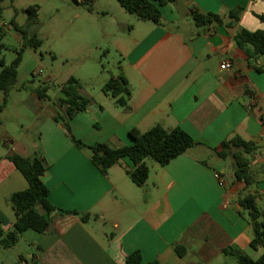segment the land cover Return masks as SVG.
<instances>
[{
    "label": "crops",
    "instance_id": "crops-1",
    "mask_svg": "<svg viewBox=\"0 0 264 264\" xmlns=\"http://www.w3.org/2000/svg\"><path fill=\"white\" fill-rule=\"evenodd\" d=\"M74 2V33L90 45L81 52L89 54L94 48L112 56L119 70L96 89L77 78L78 92L91 103L70 120L74 135L86 144L118 147L132 143L131 129L146 131L160 124L183 128L197 144L167 164L147 158L149 177L137 185L125 170L126 165L135 167L132 160L125 157L102 172L91 159L92 150L78 146L55 121L58 98L52 99L48 90L44 99L37 93L34 109L38 115L46 113L38 127L40 138L33 151L18 152L45 158L42 179L54 205L88 212L91 218L84 221L79 214L53 211L49 229L25 230L10 248L22 243L26 252L9 262L0 255V264H27L32 259L41 264H125L136 250L143 263L160 264H241L239 251L259 257L264 247H251L254 231L240 212L239 198L256 193L264 213V54L238 45L235 35L240 28L264 29L259 17L264 0H174L161 7L160 23L133 15L118 0ZM34 4L37 17L30 20L27 8ZM11 6L25 19L23 24L13 19L14 28L40 23L39 0H11ZM237 7L239 18L233 21L230 12ZM193 10L216 12L221 21L197 26ZM225 59L231 66L223 69ZM119 73L129 81V97L103 89ZM119 97L126 103H119ZM235 134L258 146L250 155L255 180L249 186L236 179L233 160L217 153L223 140ZM10 153L0 156V187L9 209L11 193L29 185L8 159ZM218 158L229 162L230 178L219 168ZM0 217L4 229L11 230L14 210L8 216L0 209ZM177 245L185 248L183 254Z\"/></svg>",
    "mask_w": 264,
    "mask_h": 264
},
{
    "label": "trees",
    "instance_id": "trees-1",
    "mask_svg": "<svg viewBox=\"0 0 264 264\" xmlns=\"http://www.w3.org/2000/svg\"><path fill=\"white\" fill-rule=\"evenodd\" d=\"M119 3L130 13L135 14L141 19L151 20L160 23L162 20L161 7L174 0H118ZM30 20L37 17L38 5L34 4L27 8ZM241 7H237L230 12L233 21H237ZM192 17L197 26H206L214 21H221V17L216 12H200L192 11ZM264 21V14L259 15ZM23 37L30 44L36 46L41 44L36 34L27 37L26 28L19 27ZM3 28H0V48L2 44ZM235 40L238 45H250L255 55L264 54V29L249 30L240 28ZM22 60V50L18 52L17 57L7 64L5 58L0 54V90L4 92L3 102L0 104V112L7 105V99L10 90L18 80V66ZM260 69V68H259ZM81 86L80 81L71 76L63 85V96L54 102L56 110L54 119L61 123L72 140L80 147L88 146L92 150L91 159L102 172L107 173L108 169L117 163H123L125 157H128L135 164V167L125 166V170L130 178L137 185H143L149 177L150 167L146 162L147 158H153L161 164L169 163L173 158L184 153L187 149L197 144L194 138L181 127L167 129L158 124L154 125L146 131L138 128L130 130L132 138L131 144H125L118 147L111 146L107 142H96L86 144L77 138L71 128L70 120L79 111L85 110L91 103V99L78 92ZM49 85H41L37 88L40 99L47 96ZM104 91L113 96L124 94L127 97L131 94V88L127 77L123 73L113 75L104 84ZM117 101L121 104L126 103V98L119 97ZM222 149L217 151L218 155L223 158L230 157L234 162V173L236 179L244 181L247 186L251 185L255 178L250 166V155L258 148L253 140H248L241 135L235 134L223 140ZM16 168L23 174L28 181V187L16 190L11 193L9 200L15 213V221L13 228L9 231L4 229V222L0 217V248L13 247L18 241L21 234L32 228L39 232L49 229L53 211L63 213L79 214L84 221L91 218L90 213H80L76 210H66L54 205L49 199V188L43 181L42 176L47 170L45 158L38 154L29 156L18 151H12L8 154ZM239 203L241 205L240 212L247 215L253 227L254 236L250 242L251 247H264V213L258 203V195L256 193L247 192L240 196ZM185 248L177 245L179 254H183ZM24 258V257H22ZM238 261L241 264H264V252L257 258L239 251ZM27 264H41L38 260L32 259ZM125 264H160L158 261H150L143 263V257L139 250L133 251L126 257Z\"/></svg>",
    "mask_w": 264,
    "mask_h": 264
},
{
    "label": "rangeland",
    "instance_id": "rangeland-1",
    "mask_svg": "<svg viewBox=\"0 0 264 264\" xmlns=\"http://www.w3.org/2000/svg\"><path fill=\"white\" fill-rule=\"evenodd\" d=\"M25 1L27 0H19V3L23 4ZM39 1L43 4L40 23L34 28H26L27 37L36 34L41 39V44L36 46L11 26L13 19L20 24L24 23L22 11L15 10L11 6V0H0V28L4 30L0 54L10 64L22 50L18 80L9 92L7 105L0 112V156L11 151H33V144L40 138L39 124L46 116V113L38 115L34 109L38 87L49 85L48 93L52 99H56L63 96L62 87L71 76L81 78L85 84L92 82L90 87L96 89L103 78L119 72L117 60L112 56L105 57L94 48H91L89 54L81 52L82 47L87 52L90 45L86 37L79 39L74 33V0ZM3 99L4 92L0 90V104ZM218 161L219 168L230 178L229 162L223 158H218ZM17 173L20 174L19 171ZM0 209L12 216L13 210L9 209L1 187ZM26 250L21 243L17 248L3 249L0 255L9 262L19 252Z\"/></svg>",
    "mask_w": 264,
    "mask_h": 264
},
{
    "label": "built area",
    "instance_id": "built-area-1",
    "mask_svg": "<svg viewBox=\"0 0 264 264\" xmlns=\"http://www.w3.org/2000/svg\"><path fill=\"white\" fill-rule=\"evenodd\" d=\"M231 66V61L228 59H225L222 63H221V68L225 69ZM216 176L218 177V179L220 181H224V179L220 176V174H216Z\"/></svg>",
    "mask_w": 264,
    "mask_h": 264
}]
</instances>
